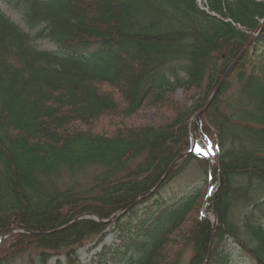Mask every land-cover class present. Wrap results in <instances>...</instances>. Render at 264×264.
Returning a JSON list of instances; mask_svg holds the SVG:
<instances>
[{"label":"trees","instance_id":"obj_1","mask_svg":"<svg viewBox=\"0 0 264 264\" xmlns=\"http://www.w3.org/2000/svg\"><path fill=\"white\" fill-rule=\"evenodd\" d=\"M7 1L19 7L22 22L0 6V238L8 234L0 244V264L27 248L36 250L38 264L54 255L55 264H83L78 249L93 237L102 235V241L117 223L85 215L108 219L125 209L130 214L111 230L121 242L111 253H96L100 264H182L181 250L173 249L187 235L181 229L175 241L170 237L203 190L164 207L163 183L155 191L157 201L146 206L157 210L140 219L137 231L131 233L128 223L152 200L151 191L172 162L191 148L190 120L258 34L264 1L207 0L206 9L197 0ZM104 1L109 7L102 15L95 4ZM45 40L57 48H42ZM248 53L264 61V29L195 124L198 137L218 146L207 207H213L215 222L199 210L188 264H211L220 252L209 249L211 235L235 239L264 264V225L252 218L264 203L256 202L264 198V84L245 63ZM99 83L116 88L119 96L104 94ZM180 88L200 96L190 106H173V118L165 121L127 123L148 102L160 109ZM101 117L122 118V133L102 134L96 122L88 128ZM184 158L204 163L208 177L207 159ZM89 167L100 171L83 185L75 177ZM254 181L261 188L256 199ZM235 188L252 206L238 229L228 223L227 198ZM205 195L206 187L201 202ZM220 253L218 264H227L228 255Z\"/></svg>","mask_w":264,"mask_h":264},{"label":"rangeland","instance_id":"obj_2","mask_svg":"<svg viewBox=\"0 0 264 264\" xmlns=\"http://www.w3.org/2000/svg\"><path fill=\"white\" fill-rule=\"evenodd\" d=\"M262 1H264V0H262ZM206 2H207V0H197L198 5L202 9H206ZM98 4H99V2H96L95 8L98 7V9H100L99 14L104 15L105 11L109 7V2L104 1V2H100L99 5ZM0 5L3 7V9L6 11V13H8L14 20H16V21L20 20V17H21L20 12H19L20 10L14 4H9V3H6V1L2 0V1H0ZM89 7H91V6H88V8ZM214 15H216V14L214 13ZM41 45L45 48H54V45L50 42H44V43H41ZM256 52H260V50H257ZM256 59H257V57L254 54L248 53L246 60H245V63H251L249 70L254 75H256L257 77H259L261 79V81H260L261 84L262 83L264 84V61H254ZM142 68L143 67H141L140 70ZM134 74H137V71H135ZM99 84H100L99 86H102L101 89H102V91H104L103 92L104 94L105 93H113L114 96H116V95L119 96V92L116 88H112L108 84H102V83H99ZM199 96H200L199 91L196 89H191L188 91H186L183 88L177 89L168 95L167 98L170 101H167V102L165 101L159 105L160 109L152 107L151 104H153V101L148 102L149 105L148 104L147 105L149 106V108L141 109L140 111H138V113L136 115L132 116L127 123L128 124H130V123L140 124L142 122H148L151 120L155 121V122H162V121H165V119H167V118L169 119V117L173 118V116H174L173 106H177V105L180 107H182V106L185 107L186 105L190 106L191 104L194 103L195 100L198 99ZM206 103H205V105H206ZM211 103L209 104V106L211 105ZM209 106L206 109H204V107H202L191 118L190 123H191V121H194V120L196 121L198 119V118H196V116L202 110H203V114H205L207 112ZM165 117H167V118H165ZM95 122L98 123L99 126L102 128L101 129V128L97 127V131L101 132L102 134L109 135L111 137L116 135V134L122 133V130L124 129L123 124H122L124 121L122 120V118L101 117L100 119L94 121L92 124H89L90 126H88V128L90 129V127H91L93 129V127L98 126L97 124H95ZM210 128L212 130H214V128L211 125H210ZM203 137H204V135H203ZM197 141H198L199 146L201 148L206 149V151L209 152V155L211 157H213L217 153V146L212 140L198 138ZM226 148L232 149L233 147L231 148L229 145H226ZM184 154L185 153H182L180 156H182ZM184 157L185 156H183V158ZM177 164H178V167L170 174L169 177L168 176L166 178L163 177L164 179L161 178V180H164V182H163L164 184L162 183L163 185L161 186V189L163 188L161 190V192L162 191L163 192L160 195L161 196L160 202H163V201L166 202L164 207L166 205H171L175 202L183 200L186 195L193 193V191H195L198 188L200 190L204 191L205 187L207 186V185L205 186V183H206V180L208 179V177L206 176V167H205L204 163H201L197 160L189 161L188 159L184 158V160L183 159L179 160L177 162ZM99 171H100L99 167H94V168L89 167V169H87L85 172H83L82 176L80 174H76L78 177H75V178L76 179L78 178L79 180H81L83 182L82 183L83 185H87V184H90L91 181H93L94 176H96ZM256 183L258 184V181L253 182L254 191L251 190V193L254 192V194H251V197L253 196L255 199H256V197H260L259 195H261L258 192L261 190V188H257ZM255 184H256V187H254ZM203 191H202V194L200 193L199 197L192 203L191 210L187 213V216L185 217L182 225L179 228L180 231L178 232L179 229L174 230L171 234V237H170V239L174 238L173 240L175 241L177 239L178 235H180L179 233L181 232V229H183L185 231V232L183 231L184 235H187L186 236L187 241L183 242L182 239L180 238V240L177 241L179 245L177 247H175V249H173L174 253L175 252L177 253L178 251L181 250V252H182L181 255H183V263L182 264H188L189 257L191 256V254L194 251V246L192 245V242H191L192 241L191 235H193L194 230L199 227L198 223H201V220L199 219L200 218L199 210L202 211V209L204 208L203 207L204 201L201 202V199L203 196ZM153 196H155V195H153ZM261 197L259 198V200H256L257 203L258 202L259 203L264 202V198L263 197L261 198ZM155 200L157 201L156 198L152 199L151 203H149V204L153 205L156 202ZM227 202L230 205L229 206L230 214L228 217V219H229L228 223L232 224V226L236 229L242 228L243 224L247 220L246 219L247 216H245V215H247L248 213H251V211H252V206H250L251 203L249 200V196L247 195V198L245 201V198L243 196H241L239 194L238 190L235 188L234 192L232 194H230L229 197L227 198ZM249 203H250V205H249ZM261 204L262 205L259 206L255 210L256 213H254L255 215L252 218H253L254 222L261 223L264 225V203H261ZM248 205L250 207H248ZM142 207H141L142 209L138 213V215H136L135 217L132 216V219H130V221L128 223L130 225V232L131 233L133 231H137V226L140 223V219L141 218L147 219V214H149V213L152 214L153 211L157 210L158 206L155 205L152 209H146L147 207L145 206V204H143ZM208 210L211 211L210 219L211 220L215 219L213 207H211ZM124 214L125 215H123L121 218H124V216L129 215L130 211L126 212ZM155 214L157 215L158 211H157V213L155 212ZM78 217L79 216H77L75 218V220H78ZM111 218L112 217H110L108 219H102V220L104 222H106ZM150 221H152V220H150ZM150 221H148V222H150ZM72 222H74V220ZM115 222H117L116 224H118L119 220L118 221L115 220ZM122 222H123V220H122ZM116 224L114 223V225H116ZM113 226L109 227L105 231V233H104L105 236H104L102 241H100V238H102V235H99V236L91 238L84 246L79 248V250H78L79 257L78 258L80 259L81 263H83V264H100L98 262V260H99L98 255L99 254L96 255V253H102L104 248L111 253L113 251L114 246L115 245L117 246V244H120V242H121V239L119 238L120 233L117 234V233L111 232V230L114 229ZM60 229H63V227ZM125 234H126V236L127 235L129 236V231L125 232ZM189 234H190V236H189ZM139 235L144 236V230L143 229L140 230ZM194 237H197L195 235V233H194ZM188 238H190V240H188ZM224 238L225 239L223 241H221V239L218 240L216 248L220 252H223L224 254L228 255L227 264H259L258 261H256L255 258L252 257L251 254L248 253L246 251V249H244L241 246L240 243L238 244L233 239H228L227 235ZM220 252L216 253L215 257H212L211 264H218L221 262V260H223V257H222ZM8 253L11 254L12 251L8 252ZM12 254H14V252ZM37 254L38 253L36 252V250L27 248L26 250H24V252L19 254L17 257L12 258V259L8 260L7 262H5V264H38L36 262L37 261ZM61 258L63 260H65V258L63 256H61ZM55 260H56V258L54 256L50 257L48 264H54ZM93 261H95V262H93ZM209 264H210V262H209Z\"/></svg>","mask_w":264,"mask_h":264},{"label":"water","instance_id":"obj_3","mask_svg":"<svg viewBox=\"0 0 264 264\" xmlns=\"http://www.w3.org/2000/svg\"><path fill=\"white\" fill-rule=\"evenodd\" d=\"M243 55V52H241L239 54V56L236 58V60L231 64V66L229 67V69L227 70V72L223 75V77L221 78L220 82L218 83L216 89L214 90L213 94L211 95V97L209 98V100L207 101L206 105L204 106V109H206L209 104L213 101V99L215 98L217 92L219 91L221 85L223 84L224 80L226 79V77L229 75V73L232 71V69L234 68V66L237 64V62L239 61V59L241 58V56ZM203 114V110L197 114L196 118L200 117ZM186 154L179 156L169 167V169L167 170L166 174L164 177H166L171 169L174 167V165L179 161V159L183 156H185ZM164 179V178H163ZM162 181V180H161ZM69 225V224H68Z\"/></svg>","mask_w":264,"mask_h":264},{"label":"bare ground","instance_id":"obj_4","mask_svg":"<svg viewBox=\"0 0 264 264\" xmlns=\"http://www.w3.org/2000/svg\"><path fill=\"white\" fill-rule=\"evenodd\" d=\"M159 182H160V181H159ZM159 182H158V183H159ZM228 239H230V237H228ZM218 240H219V239H218ZM218 240H215V239H214V236L211 235V237H210V241H209V249H212L213 247H217V242H218ZM233 240L239 244L238 241H236L235 239H233ZM221 241H222V240H221ZM206 261H208V258H207ZM208 262H209V261H208Z\"/></svg>","mask_w":264,"mask_h":264}]
</instances>
